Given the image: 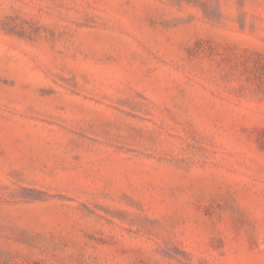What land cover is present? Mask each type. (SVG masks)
<instances>
[{
  "label": "rangeland",
  "instance_id": "1",
  "mask_svg": "<svg viewBox=\"0 0 264 264\" xmlns=\"http://www.w3.org/2000/svg\"><path fill=\"white\" fill-rule=\"evenodd\" d=\"M0 264H264V0H0Z\"/></svg>",
  "mask_w": 264,
  "mask_h": 264
}]
</instances>
